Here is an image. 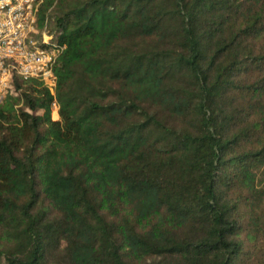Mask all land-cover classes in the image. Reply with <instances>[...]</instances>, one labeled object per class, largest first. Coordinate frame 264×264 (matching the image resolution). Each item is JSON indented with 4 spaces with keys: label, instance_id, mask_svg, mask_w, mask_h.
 I'll list each match as a JSON object with an SVG mask.
<instances>
[{
    "label": "trees",
    "instance_id": "1",
    "mask_svg": "<svg viewBox=\"0 0 264 264\" xmlns=\"http://www.w3.org/2000/svg\"><path fill=\"white\" fill-rule=\"evenodd\" d=\"M36 26L64 49L53 93L0 101V264H263L264 0H41Z\"/></svg>",
    "mask_w": 264,
    "mask_h": 264
},
{
    "label": "built area",
    "instance_id": "2",
    "mask_svg": "<svg viewBox=\"0 0 264 264\" xmlns=\"http://www.w3.org/2000/svg\"><path fill=\"white\" fill-rule=\"evenodd\" d=\"M40 4L41 0H0V101L14 92L15 77L40 80L53 93V70L64 46L54 42L46 26L37 28Z\"/></svg>",
    "mask_w": 264,
    "mask_h": 264
},
{
    "label": "rangeland",
    "instance_id": "3",
    "mask_svg": "<svg viewBox=\"0 0 264 264\" xmlns=\"http://www.w3.org/2000/svg\"><path fill=\"white\" fill-rule=\"evenodd\" d=\"M50 117L52 120L58 119V113H57L56 106H52ZM249 264H259V256L257 255L256 258L253 260V262H250Z\"/></svg>",
    "mask_w": 264,
    "mask_h": 264
}]
</instances>
